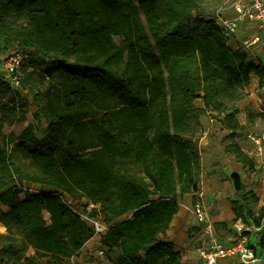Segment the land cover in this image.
Returning <instances> with one entry per match:
<instances>
[{"label":"trees","instance_id":"16d2710c","mask_svg":"<svg viewBox=\"0 0 264 264\" xmlns=\"http://www.w3.org/2000/svg\"><path fill=\"white\" fill-rule=\"evenodd\" d=\"M201 1L0 0V44L28 53L21 85L36 106L35 124L8 131L28 104L0 77L1 264H70L91 238L53 190L101 205L111 264H183L164 235L199 188L200 117L220 118L233 138L250 77L264 86V63L231 47ZM229 140L226 150L253 167ZM228 179L234 217L262 227L264 250V198L254 212L259 199L239 173ZM22 182L46 189L23 195Z\"/></svg>","mask_w":264,"mask_h":264},{"label":"built area","instance_id":"2783aa9c","mask_svg":"<svg viewBox=\"0 0 264 264\" xmlns=\"http://www.w3.org/2000/svg\"><path fill=\"white\" fill-rule=\"evenodd\" d=\"M229 5L233 10V15L216 18L228 42L238 37L242 25H253L255 28L264 31V0H230ZM261 42L262 37L259 34H253L241 39L237 47H242L252 55L251 52ZM27 56L28 53L24 49L16 47L9 50L2 58L0 77L9 83L12 90L11 95L20 94V91H23L21 66ZM248 138L255 148L261 150L264 133L259 135L249 133ZM15 178L18 184V179ZM18 187H21L25 194L37 193L46 189L45 186L38 183L26 182H22ZM53 194L93 231L87 242H92L94 248H82L70 256L69 263L109 264L110 262L106 257L107 248L101 242V237L106 233L109 225L105 221L101 205L86 197L74 198L60 190H53ZM189 209L195 216L199 227L196 246L197 264H264V250H256V242L252 241L253 233L256 234V232L261 231L262 227H255L252 223H246L240 217H233L224 225L217 226L212 219L210 208L205 204L201 194L198 195ZM84 255H88L87 260L83 259Z\"/></svg>","mask_w":264,"mask_h":264},{"label":"crops","instance_id":"0c3cea01","mask_svg":"<svg viewBox=\"0 0 264 264\" xmlns=\"http://www.w3.org/2000/svg\"><path fill=\"white\" fill-rule=\"evenodd\" d=\"M232 15V8L224 14H219V16L222 17ZM253 34H259L262 37V42L253 50V52H251V58L253 61L264 63V31L261 29L255 28L253 25H242L238 37L230 40L228 44L231 47H237L241 39ZM248 86L251 87V94L256 92V90H264V86L259 88L258 79L254 75L250 77V83ZM8 97L4 98L2 102L6 101ZM200 106H203L202 101ZM219 119L220 118L210 117L208 111L200 117L201 128L197 133L200 149V168L198 171L199 188L197 192H190L183 195L180 200L178 212L174 215L170 226L164 235V238L172 242L175 250L180 253L183 264L198 263L196 246L199 227L195 216L189 207H191L194 201L198 198L199 194L202 195L204 202L209 205L208 207L210 208L212 219L217 226L224 225L234 217L231 213L232 218L227 220V218L230 217V214L220 210L224 205V199L227 197V193L224 192L223 188H225L226 183L230 182L226 176L225 181H221L220 174L224 171V173L229 176L230 173H228V166H225L222 162V160L226 158V153L219 150L221 136L223 137L227 135L225 134V131L227 132V130L222 127ZM220 129H222V131H220ZM221 132L224 133L221 134ZM228 144L225 145L224 150L229 154L230 152L226 150ZM230 154L229 158L233 157L232 159H235L234 155L232 153ZM234 161H236V159ZM237 164H239L238 161H236L234 168ZM230 170L233 172V167H231ZM93 246L92 242H87L83 249H86L87 247L94 248Z\"/></svg>","mask_w":264,"mask_h":264},{"label":"rangeland","instance_id":"374dc122","mask_svg":"<svg viewBox=\"0 0 264 264\" xmlns=\"http://www.w3.org/2000/svg\"><path fill=\"white\" fill-rule=\"evenodd\" d=\"M230 9L229 3L223 2L220 4L218 0H202L201 1V11L203 12L204 16H216L218 17L219 14H224L228 12ZM114 40L117 43L121 42V39L119 37H114ZM16 48L15 45L9 47V48H4L0 44V63L2 64V58L8 53L9 50H13ZM43 60H48L50 56H41L40 57ZM251 87L246 86L243 91V96L242 98L237 102V106L239 108L238 113H237V118L239 121L240 125V130L236 133H234V137H226L221 136L220 142H219V150L222 151L223 153H226V158L222 160L225 166H228V173H232L230 170L231 167H233V172L236 171L239 173L241 176L246 190H250L258 199V203H253L251 206L253 208L254 212H257L262 204V200L264 198V142L261 145V150H258L255 148L254 144L252 141L248 138V134H254V135H259L264 133V90L262 91H257L253 92V94L250 93ZM21 98L27 102L28 107H27V115H26V120L25 122L17 123L14 125V127L8 126L7 130H14L15 132H19V130L23 127L25 123L28 122H34L36 123V120L33 118L34 112L36 110L35 104L32 102V97L29 92L26 91H20ZM195 103L200 106L201 101L196 100ZM42 124L44 123V120L42 122H39V125L43 126ZM38 129V134L41 136L43 127ZM222 131V129H220ZM224 132H221L223 134ZM225 134H228V132L225 131ZM198 137V134H196ZM235 142L237 143L241 149L248 154L250 158H252L254 162L253 167H247L244 166L242 163L237 164V166L234 168V165L236 161L235 159L229 158L231 155L230 153L228 154L224 148L225 145L228 144V142ZM99 170H103V164L99 165ZM225 176L226 178L228 177L227 174L224 173V171L221 172L220 178L221 181H225ZM230 181V180H229ZM224 192L227 193L226 199H224V205L220 209L221 211L227 212L230 214V217L227 218L231 219L232 218V210H231V200L235 198V191L233 188V185L231 181L229 183H226L225 188H223ZM23 195L25 194L24 191H22ZM205 204L209 206L206 202ZM232 213V214H231ZM234 215V214H233ZM0 232H4V229L0 226ZM261 235V231H258L253 233V242H258L259 237ZM83 259L87 260L88 255H84ZM2 263V260L0 258V264Z\"/></svg>","mask_w":264,"mask_h":264}]
</instances>
